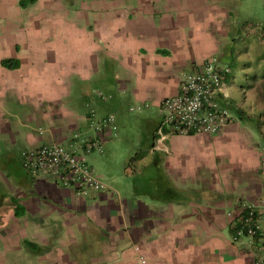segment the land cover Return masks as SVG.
<instances>
[{
	"label": "crops",
	"instance_id": "0c3cea01",
	"mask_svg": "<svg viewBox=\"0 0 264 264\" xmlns=\"http://www.w3.org/2000/svg\"><path fill=\"white\" fill-rule=\"evenodd\" d=\"M259 10L264 0H0V264H254L257 243L233 237L244 206L264 232V135L235 108L252 87L235 78L251 83L262 62L264 19L242 16ZM209 64L229 69L217 101L230 121L159 141L162 101ZM124 112L141 132L127 194L83 197L24 166L43 145L97 152L81 138L103 154ZM109 116L115 130L97 133Z\"/></svg>",
	"mask_w": 264,
	"mask_h": 264
},
{
	"label": "built area",
	"instance_id": "2783aa9c",
	"mask_svg": "<svg viewBox=\"0 0 264 264\" xmlns=\"http://www.w3.org/2000/svg\"><path fill=\"white\" fill-rule=\"evenodd\" d=\"M227 74L228 68H218L209 64L199 72L183 76L178 94L165 98L160 105L162 122L157 129L159 141L165 138L166 132L179 135L217 134L231 119L229 109L217 101V97L223 94ZM104 128L110 129L111 132L115 130L112 116L93 124V129L97 133L102 132ZM80 143L85 146L87 152L102 153L100 140L90 141L81 138ZM23 161L32 175L56 179L62 186L74 189L77 195L85 197L89 193L108 190L107 185L86 164L84 158L71 148L55 144L43 145L24 153ZM244 209L246 215L240 220L233 239L247 236L254 240L260 250L254 264H264V232L259 218L252 207L244 206ZM138 263L146 264V261L140 257Z\"/></svg>",
	"mask_w": 264,
	"mask_h": 264
},
{
	"label": "rangeland",
	"instance_id": "374dc122",
	"mask_svg": "<svg viewBox=\"0 0 264 264\" xmlns=\"http://www.w3.org/2000/svg\"><path fill=\"white\" fill-rule=\"evenodd\" d=\"M242 16L246 22L253 23L254 26L264 19V13L260 10L253 12V14L244 13ZM260 33L258 36L254 34L253 38L255 44L259 46L257 53L260 55L259 59L262 62L253 64V69L248 75L250 80H254L253 83V80L249 83L244 76L240 77V82H237V78H235V82L245 89L248 85H252L248 92H241L240 90V101L235 108L244 117L251 120L248 122L249 127L264 135V32ZM232 70H234L233 75H235L236 66H233ZM153 119L156 120L157 116L154 115ZM120 121L123 122L118 126L116 137L103 145V154L93 152L86 155L84 160L108 187L118 191L121 195H125L129 192L131 182V175L125 168L129 160L140 150L141 132L138 125L135 124V121H137L136 115L127 116L124 112ZM261 221L264 228V211Z\"/></svg>",
	"mask_w": 264,
	"mask_h": 264
},
{
	"label": "trees",
	"instance_id": "16d2710c",
	"mask_svg": "<svg viewBox=\"0 0 264 264\" xmlns=\"http://www.w3.org/2000/svg\"><path fill=\"white\" fill-rule=\"evenodd\" d=\"M245 215H246V213L242 214V218L245 217ZM242 218H240V220H241ZM240 220H239V222H240ZM239 222H238V225H239Z\"/></svg>",
	"mask_w": 264,
	"mask_h": 264
}]
</instances>
